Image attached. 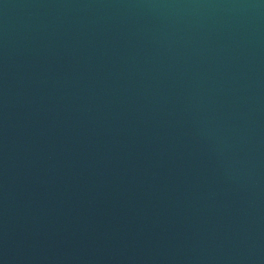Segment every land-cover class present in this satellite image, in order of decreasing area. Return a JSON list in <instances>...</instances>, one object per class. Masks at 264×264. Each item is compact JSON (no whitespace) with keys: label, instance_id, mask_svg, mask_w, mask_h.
Returning <instances> with one entry per match:
<instances>
[{"label":"water","instance_id":"water-1","mask_svg":"<svg viewBox=\"0 0 264 264\" xmlns=\"http://www.w3.org/2000/svg\"><path fill=\"white\" fill-rule=\"evenodd\" d=\"M0 264H264V0H0Z\"/></svg>","mask_w":264,"mask_h":264}]
</instances>
